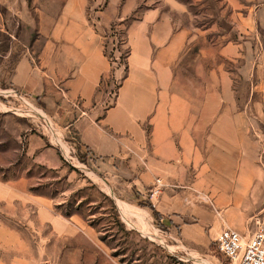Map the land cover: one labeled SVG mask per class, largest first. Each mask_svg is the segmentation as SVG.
Returning a JSON list of instances; mask_svg holds the SVG:
<instances>
[{"label":"crops","instance_id":"crops-1","mask_svg":"<svg viewBox=\"0 0 264 264\" xmlns=\"http://www.w3.org/2000/svg\"><path fill=\"white\" fill-rule=\"evenodd\" d=\"M168 1L182 12L180 2ZM93 2L64 0L54 14L51 4L36 13L26 0H0V31L35 34L33 40L14 39L16 44L4 57L16 58L3 73L0 93L13 114L33 106L38 110L33 114L40 111L44 116L30 120L47 133L46 138L29 136V154L38 164L55 169L57 153L48 141L55 147L73 142L126 207L148 200L159 214L156 223L189 242H197L205 229L217 236L222 226L212 210L191 205L188 196L184 199L186 192L177 188L218 186L220 178L227 188L236 184L240 194L245 183L260 182L257 171L238 165L236 157L244 153L249 126L259 120L262 106L264 0H226L233 38L220 46L219 54L228 68H207L201 60L191 64L188 55L197 35L174 25L169 14L161 17L156 9L133 20L126 31L127 73L112 103L109 83L117 71H111L98 25L107 24V14L99 22L90 20ZM135 5L128 0L126 10ZM244 85L250 93L246 101L238 97ZM212 170L219 178L211 180ZM249 171L252 177L246 182ZM156 178L164 188L150 197ZM16 200L34 205L37 220L58 235L80 230L79 219L54 214L49 202L30 194L23 181H0V201ZM230 224L225 225L240 231L238 222ZM4 232L9 239L16 237L15 232Z\"/></svg>","mask_w":264,"mask_h":264},{"label":"rangeland","instance_id":"rangeland-1","mask_svg":"<svg viewBox=\"0 0 264 264\" xmlns=\"http://www.w3.org/2000/svg\"><path fill=\"white\" fill-rule=\"evenodd\" d=\"M26 1L36 13L40 6L51 4L54 14L58 13L64 2ZM127 1L95 0L93 10L90 9L88 13L89 19L97 22L107 14V24L98 25L111 71H117L109 83L110 103L114 102L127 73V27L151 10L159 9L161 17L164 13L169 14L174 25L196 33V45L188 55L191 64L201 60V64L207 68H228L219 54L220 46L233 38L231 10L226 0H177L183 5L182 12L172 9L168 0H134L136 5L130 10H126ZM15 38L33 40L35 34H20L18 29L1 28L0 93L3 94V73L10 69L16 58L11 56L5 59L4 56L16 44ZM186 67H189V62ZM239 88V99H250L246 85ZM259 93L262 104L257 118L259 120L250 124L244 153L236 158L238 165L244 164L255 169L260 182L254 180L250 185L245 183L241 195L237 193L236 184L232 188L223 186L220 173L217 175L212 170L208 174L212 175L211 180L215 179L214 176L219 178L216 181L218 186L193 187L186 184L177 188L180 192H186L184 199L188 196L191 205L208 206L221 226L232 221L238 222L239 230L243 232L252 229V219L264 211V83ZM0 105V181H23L30 194L49 202L54 214H68L69 217L64 218L79 219L82 223L76 233L58 235L49 224L37 220L34 205L19 200L11 203L0 201V229L16 233V237L9 239L6 232L0 230V264H198L197 260L202 264H227L216 250V235L212 237L210 229H205L195 243L185 240L179 233L171 235L156 223L146 207L145 211L138 209L143 207L140 204L148 203V200L136 205L127 203L130 206L126 207L102 183L91 166L79 169L68 166L57 147L49 141V146L57 153L59 166L52 169L38 164L35 155L28 152V139L30 135L46 138V131L39 129L38 121L37 128L30 120L34 116L35 119H42L39 115L44 116L40 111L36 115L32 114L38 112L33 106L26 108L25 113L15 112V115L12 113L14 111H9L3 98H0ZM237 169L234 165V174H237ZM251 177V171L246 173V182ZM236 193L239 198L234 200ZM205 197L211 198L215 209L205 203ZM229 209L233 213L231 216L227 215Z\"/></svg>","mask_w":264,"mask_h":264},{"label":"built area","instance_id":"built-area-1","mask_svg":"<svg viewBox=\"0 0 264 264\" xmlns=\"http://www.w3.org/2000/svg\"><path fill=\"white\" fill-rule=\"evenodd\" d=\"M26 108L15 111L16 113H25ZM24 115L27 116V114ZM57 149L68 166L75 169L87 166V161L89 160L87 155L80 151L75 143L59 142ZM163 188V182L160 179H155L150 196L158 195ZM204 201L215 209L211 198L205 197ZM251 223L253 225L252 229H248L245 232H240L224 225L216 236V250L227 264H264V211L260 216L254 217Z\"/></svg>","mask_w":264,"mask_h":264},{"label":"trees","instance_id":"trees-1","mask_svg":"<svg viewBox=\"0 0 264 264\" xmlns=\"http://www.w3.org/2000/svg\"><path fill=\"white\" fill-rule=\"evenodd\" d=\"M140 205L151 210L152 216L154 217V219H156V221L159 219V214L155 211L151 203L148 202V203L140 204ZM56 215L63 216V217H69L68 214L63 215V214L56 213Z\"/></svg>","mask_w":264,"mask_h":264},{"label":"bare ground","instance_id":"bare-ground-1","mask_svg":"<svg viewBox=\"0 0 264 264\" xmlns=\"http://www.w3.org/2000/svg\"><path fill=\"white\" fill-rule=\"evenodd\" d=\"M0 106H1V105H0ZM195 259H197L196 256H195ZM197 261H198V262H197L198 264H202L199 260H197Z\"/></svg>","mask_w":264,"mask_h":264}]
</instances>
